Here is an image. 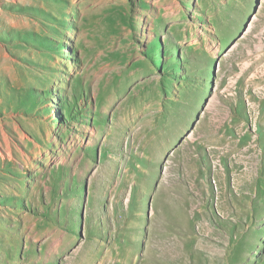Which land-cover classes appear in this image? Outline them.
Segmentation results:
<instances>
[{"label":"rangeland","instance_id":"1","mask_svg":"<svg viewBox=\"0 0 264 264\" xmlns=\"http://www.w3.org/2000/svg\"><path fill=\"white\" fill-rule=\"evenodd\" d=\"M0 264H264V0H0Z\"/></svg>","mask_w":264,"mask_h":264},{"label":"bare ground","instance_id":"2","mask_svg":"<svg viewBox=\"0 0 264 264\" xmlns=\"http://www.w3.org/2000/svg\"><path fill=\"white\" fill-rule=\"evenodd\" d=\"M180 110L183 111V109ZM172 114L173 112H170L167 108H163V110L152 109L150 112L140 115L142 118H149L148 122L144 123L141 127V144L139 146V148L144 151L142 157H144L149 163L151 162L152 164H155L152 157L148 156L149 154H154V152H156L159 156H163L166 150L170 147L171 134L174 131L176 124L179 122V120ZM128 124L129 122L127 121L124 128H118L116 131L111 130L108 132L106 134L105 143L109 144L111 142L121 141L128 142V137H132L133 135L132 133L128 134ZM102 133L103 130L99 129L96 136L100 137ZM196 141L197 137L195 136V139H192L191 142L195 143ZM221 148L223 147L221 146L220 149Z\"/></svg>","mask_w":264,"mask_h":264},{"label":"crops","instance_id":"3","mask_svg":"<svg viewBox=\"0 0 264 264\" xmlns=\"http://www.w3.org/2000/svg\"><path fill=\"white\" fill-rule=\"evenodd\" d=\"M260 171H261V170H260ZM259 173H260V172H259ZM259 176H260V174H259ZM259 176H258V177H259Z\"/></svg>","mask_w":264,"mask_h":264}]
</instances>
